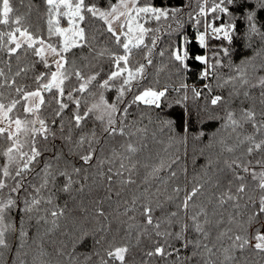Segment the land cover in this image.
<instances>
[{
	"label": "snow or ice",
	"instance_id": "1",
	"mask_svg": "<svg viewBox=\"0 0 264 264\" xmlns=\"http://www.w3.org/2000/svg\"><path fill=\"white\" fill-rule=\"evenodd\" d=\"M19 3L21 7L25 6V0H19ZM259 7L264 9V0H259ZM198 8L195 16L191 13L189 16L197 25L195 40L203 50L191 56L203 66L200 79L214 77L217 87L230 86V96L242 94L245 98H251L248 89L259 88L260 104L264 106V75L250 76L249 61H243L241 65L224 63V59L231 56V45L240 35L241 22L248 40L259 36L264 41V24L258 20L257 11L249 6L248 0H203ZM33 9L38 19L43 21L39 32L33 31L31 25L25 23ZM181 13V8H158L143 4L141 0H42L40 5L34 4V0H27V11L20 14L11 0H0V26L7 29L0 30V52L7 57L6 60L0 59V63L7 67V71L0 68V139L7 142L3 151L7 160L0 167V193L5 189L16 193L23 189L20 178L30 175L33 166L41 162L43 154L38 147V139L47 141L49 136L55 137L53 126L59 121V131L76 150L81 165L72 166L71 171L67 168L53 171V166L45 163L43 182L38 186L33 185L35 195L31 200H25L23 211L26 214L43 210L59 219L64 214L63 210L57 211L55 206L41 209L42 202L53 204L55 192L43 201L37 197L49 185L55 189L58 177L65 180L60 190L65 193L72 191L73 185L79 183L73 177L79 178L84 166L91 168L95 163L97 175L109 186V192L117 180L122 189L135 186L131 200L124 201L123 212L118 210V214L126 218L123 223L128 226L127 236L136 240V246L145 239L152 243L144 252L147 260L142 259L141 264H153V261L156 264H160V261L170 264V257H174L171 264H261L264 262V107L259 112L255 106L241 107L239 112L227 108L224 116L212 114L209 117L221 122L228 138L222 137L217 141L220 145L217 158L215 161L209 160L206 165L207 169L215 165L217 174L209 176L204 183L197 181L190 190L175 183L170 191L165 187L163 196L159 194V188L156 193L150 192L148 187H143L141 191L142 186L150 185L153 180L165 185L168 181L159 175L165 170L163 161L152 165L140 183L133 178L140 161L133 159L138 149L132 142L122 145L125 153L131 155L113 152L97 160L102 138L114 135L131 138L146 130L136 128L134 132L126 131L129 127L126 120L132 104L160 109L168 101V85L163 88L147 87L138 94L133 93L140 81L146 79V68L153 64V48L145 44L146 33L153 29L145 27L140 21L167 20L171 16L182 27L179 24ZM201 23L203 31L199 30ZM106 38L115 47L104 43ZM183 39L186 45L187 39ZM213 41L220 43L214 44ZM157 42L158 38L153 37L152 45H157ZM184 45L159 51L161 58L167 55L170 62H176L178 76L189 68L186 62L190 52ZM142 47L147 48L143 55L146 63L138 62L133 66V49L140 50ZM84 49L88 50V54H83ZM21 54L36 59L22 65L18 63L13 72L12 59L19 62ZM104 60L111 65L106 73L103 72ZM38 65H42L44 70H38ZM224 67L231 68L234 74L221 75L220 70ZM251 67L254 73L255 64ZM261 67L264 68V65ZM30 72L33 73L34 88L20 82ZM113 89L117 92L115 100L107 99L105 93ZM204 89L208 90V95L203 90L191 89L194 99L204 96L206 101L210 100L211 108L206 104L203 111L210 112L226 103L222 95L212 94L210 84H204ZM182 90L183 95L176 104L188 99L189 86L186 83L181 82L179 88L173 89L176 92ZM5 92L8 97H5ZM45 93L50 94V99L46 98ZM128 93H133L130 101L125 99ZM9 97V102L4 103L3 100ZM18 106L25 114L23 119L14 115L19 111ZM44 108L51 109V125L41 115ZM69 111L71 114L65 128L64 115ZM91 120L101 129L99 134L96 127L89 126ZM161 123V131L171 129L173 124L171 120ZM53 158L59 161L61 157L56 155ZM178 160L179 157L172 159L167 170H171ZM105 164L109 165L106 172L103 170ZM176 177L177 173L170 171L169 180ZM84 178L87 179V176ZM206 186L212 192L198 204L197 197L202 195ZM79 190H83V185ZM116 194L120 196V192ZM172 206H175V210ZM14 207H18L17 201L10 195L6 200H0V250L9 249L8 235L17 231L8 219V213ZM95 215L108 220L100 208L96 209ZM41 220L47 223L46 216L38 217L37 222ZM107 227L104 225L97 231H105ZM192 233L195 234L194 238H190ZM19 236L23 244H27L28 233L23 228L19 230ZM87 237L88 232L82 230L78 240L85 243ZM105 240L102 236L95 241L102 249L95 253L100 257L99 264H128L130 245L107 242L105 246L102 243ZM189 248L191 255L181 258V249ZM55 255L61 258L62 264H81L72 252L67 251L66 246L57 248ZM64 257H67L66 261ZM84 261L85 264H97L92 255L86 256ZM19 264H25V261L20 260ZM40 264L47 262L41 260Z\"/></svg>",
	"mask_w": 264,
	"mask_h": 264
},
{
	"label": "trees",
	"instance_id": "2",
	"mask_svg": "<svg viewBox=\"0 0 264 264\" xmlns=\"http://www.w3.org/2000/svg\"><path fill=\"white\" fill-rule=\"evenodd\" d=\"M99 2V0H97ZM143 4H150L151 6L158 8H181L182 13L179 16V24L177 25L176 20L172 19L171 16L165 20L161 18L160 21L155 19H142L140 22L145 24V27L153 29V31L146 33L145 44L148 47L153 48V64L146 68V79L140 81L139 86L133 89V93L138 94L147 87L163 88L168 85V101L160 108L156 109L154 107H148L142 104H132L129 108L126 123L128 124V129L126 131H135L136 128L146 129L129 138L128 136L114 135L103 139V144L101 150L98 152L97 160L102 157L110 156L113 152L124 153L126 155H131L125 153L124 147L128 142H132L134 146L138 149L134 160H139L140 164L138 169L134 174V179L140 183L146 173L151 170L152 165H156L163 161L165 165V170L161 171L159 174L163 180H167L168 184L165 185L160 181L153 180L150 185H144L143 187H148L150 192L156 193L157 188L160 189V195H164L165 187L170 188L175 183L180 184L181 187L187 186L190 190L191 187L199 181L204 183L209 176H215V165L212 169H207L206 165L209 160L215 161L217 158V153L220 151V145L217 141L220 138H228L227 131L223 130L221 127V122L219 120H212L209 117L212 114L218 116H224L225 110L231 108L239 112L241 107H252L255 106L256 110L259 112L262 106L260 104V89L250 88L248 89L251 93V98H245L242 94L239 96H230L231 87L219 88L217 87L216 79L213 77L209 80L200 79L199 73L203 66L198 62H195L191 56L192 54L202 53L203 50L199 48L198 43L195 40V35L197 31V25L195 21L190 18L189 13L193 16L199 11L198 4L202 3L203 0H141ZM14 9L18 10V13L23 14L27 11V0H25V6L21 7L19 0H11ZM42 0H34V4L40 5ZM248 4L253 10L258 13V20L264 24V9L259 7V0H248ZM235 10V9H234ZM16 13H14L15 15ZM143 15V14H141ZM203 20V18H201ZM227 19V17H225ZM26 24H30L33 31L39 32L43 26V21L38 19V14L35 9H33L32 15L28 17L25 21ZM64 26L67 24L64 22ZM170 26V27H169ZM0 30L7 31L4 26H0ZM199 30L203 31V23L199 26ZM92 27H89V32L91 34ZM244 24H240V35L236 37L233 45H231V56L230 58H225V65H241L243 61H249L248 71L250 76H260L264 75V41L260 39L259 36L248 40L244 36ZM46 36V32H45ZM153 37L158 38L157 45L153 46L151 40ZM187 39V44L184 45V39ZM55 37L53 41H55ZM104 43L110 44V46L115 47L107 38ZM212 43L217 44L219 41H213ZM226 43V42H225ZM178 45H184V48L188 49L190 52V58L186 62L189 68L186 72H182L181 76L176 73V62L169 61V57L166 55L161 58L159 56V51L162 49L176 48ZM183 50V49H182ZM78 53L79 49L76 50ZM147 52V48H141L140 50L133 49V56L131 63L136 66L138 62H144L143 55ZM83 54H88V50L84 49ZM0 59L6 60L7 57L0 52ZM35 57H25L21 54L20 61L17 62L15 58L12 59V69L13 72L17 68V64L20 63H30L35 60ZM96 63V61H93ZM255 64L256 70L253 73L251 65ZM167 65V67H165ZM99 67V66H98ZM111 65L108 60L103 61V72L106 73L110 69ZM0 68L7 71V67L4 63H0ZM160 69L159 73L157 70ZM38 70H44L42 65H38ZM88 71V69H85ZM220 74L227 76L234 74L232 69L229 67H224L220 70ZM33 73H29L26 78H22L20 82L22 84L30 85L35 87L33 83ZM159 81V83H157ZM181 82L186 83L189 86L188 99L182 104H176L175 102L183 95V90L181 92L173 91L174 88H179ZM136 83V82H134ZM204 84H210L214 95H222L225 98L226 103L218 106L216 109L210 112L203 111L204 106L207 104L211 108L210 100L206 101L204 96L199 99H194L192 97L191 89L196 88L198 90H203L205 95H208V90L204 89ZM243 91V90H242ZM133 93H128L125 97L126 100H131L133 98ZM5 97H8V93H4ZM117 92L115 89L105 93L107 99L115 100ZM46 98L50 99V94L45 93ZM8 99H4V103H8ZM122 105L121 107H124ZM19 108V106H18ZM189 113H191V118H189ZM70 111L64 115L63 123L65 128L68 126V118ZM14 115H19L21 119L25 118V114L22 108L14 113ZM41 115L48 120L49 125H51V109L44 108ZM119 115V114H118ZM30 118V117H29ZM151 120V123L149 122ZM171 120L173 122L171 129L164 128L161 121ZM90 127H96L98 134L101 129L97 127L94 120L89 121ZM56 130V136H49L47 141L43 138L38 139V147L42 152V157L40 158V163L33 166V172L30 175H26L21 179L24 187L20 192H10L9 189H5L0 193V200H6L9 195L17 201L18 207H14L10 213H8V219L16 226V233H9L8 242L9 249L0 250V264H19L20 260H24L25 264H40V261H46L47 264H62L61 258L55 255V250L57 248L67 247V251L72 252L74 256L81 262L85 264L84 258L86 256L92 255L93 260L99 264V256H96L97 251H102L100 245H97L95 241L100 237H105L106 240L102 243L107 246V242H112L114 244L128 243L130 245V252L128 254V264H141V260H147L144 256V252L147 248L152 246L150 240H143L139 246H136V240L134 238H129L127 236V224L123 223L125 217L118 214L123 212L124 201L131 200L133 192L135 191V186L121 188L119 181L117 180L112 185V190L109 192V186L102 182L101 178L97 175V167L95 163L91 168L84 166L79 178L73 177V179H78L79 183L73 185V190L65 193L60 189L65 182L63 177H58L56 180L55 189L49 185V188L42 190L37 198L46 199L52 192H55L53 196V204L48 205L46 203H41V209H51L55 206L57 211L63 210V215L59 219L53 218L50 214L41 210L39 213L33 212L31 214H26L23 209L25 207V200H31L33 195V185L38 186L43 182L44 172L43 166L45 163H49L53 166V171L57 169L63 170L67 168L71 171L72 166L79 167L81 161L79 160V155L76 150L69 145L63 136L61 135L59 128L60 123L53 126ZM188 129L185 132V129ZM251 129L249 128V131ZM203 132V135L200 133ZM75 138V137H74ZM146 145V147H145ZM7 146V142L0 139V167L6 162L7 158L3 156V151ZM25 150H27L25 148ZM60 156V160L54 159V156ZM179 157L176 164L172 165L171 170H167V165L171 163V160ZM127 162V161H126ZM148 165V167H145ZM108 164L104 165L103 170L106 172ZM222 167V165H221ZM170 171H175L177 177L169 180ZM87 176V179L84 177ZM127 176V173H125ZM11 184V181L9 182ZM226 183V182H225ZM83 185V190L80 191V187ZM117 192H120V196H117ZM212 189L207 186L202 192V195L197 197V203L206 200L210 196ZM111 199H108V197ZM183 196V193H181ZM175 210V206H172ZM102 209L108 216V220L105 221L103 217H97L95 215L96 209ZM29 215L31 219H29ZM159 215V213H157ZM46 216L47 223L41 220L37 222L38 217ZM56 222L53 223V220ZM263 223V221H262ZM107 225V230L97 231L101 229L102 226ZM23 228L24 231L28 233L27 244H23L19 236V230ZM86 230L88 232V237L85 243H80L78 237L81 235V231ZM195 234H190V238H194ZM23 245V246H22ZM39 246V247H38ZM41 253H44L43 257ZM185 255H191V249H181L180 256L183 258ZM174 257L169 258V262ZM64 261L67 257L63 258ZM118 264V262H117ZM153 264H156L153 261ZM160 264H164L160 261ZM264 264V262H261Z\"/></svg>",
	"mask_w": 264,
	"mask_h": 264
},
{
	"label": "rangeland",
	"instance_id": "3",
	"mask_svg": "<svg viewBox=\"0 0 264 264\" xmlns=\"http://www.w3.org/2000/svg\"><path fill=\"white\" fill-rule=\"evenodd\" d=\"M15 127V125H13V128ZM23 138V137H22ZM263 223H264V221H263Z\"/></svg>",
	"mask_w": 264,
	"mask_h": 264
},
{
	"label": "water",
	"instance_id": "4",
	"mask_svg": "<svg viewBox=\"0 0 264 264\" xmlns=\"http://www.w3.org/2000/svg\"><path fill=\"white\" fill-rule=\"evenodd\" d=\"M16 227V226H15Z\"/></svg>",
	"mask_w": 264,
	"mask_h": 264
}]
</instances>
